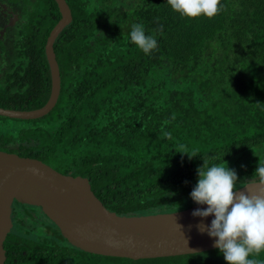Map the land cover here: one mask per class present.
I'll return each mask as SVG.
<instances>
[{
  "label": "trees",
  "instance_id": "16d2710c",
  "mask_svg": "<svg viewBox=\"0 0 264 264\" xmlns=\"http://www.w3.org/2000/svg\"><path fill=\"white\" fill-rule=\"evenodd\" d=\"M65 1L72 21L53 44L57 101L38 119L0 116V151L88 179L95 198L120 216L196 204L190 192L203 162L234 169L237 188L256 180L264 160V0H221L212 18L183 17L166 0H137L132 8L116 0ZM0 2L23 7L26 16L13 29L0 108L39 109L50 95L44 48L61 17L58 7L54 0ZM133 24L156 38L150 54L131 42ZM54 231L50 243L5 238L3 264H226L217 248L155 259L103 257ZM249 259L264 264V251Z\"/></svg>",
  "mask_w": 264,
  "mask_h": 264
},
{
  "label": "water",
  "instance_id": "95a60500",
  "mask_svg": "<svg viewBox=\"0 0 264 264\" xmlns=\"http://www.w3.org/2000/svg\"><path fill=\"white\" fill-rule=\"evenodd\" d=\"M54 2L61 17L49 33L44 48L50 71L49 98L44 106L32 111L0 108L2 117L38 119L49 113L57 101L60 74L53 44L70 24L72 16L65 0ZM238 189L246 193L255 191V181ZM13 202L40 208L69 245L93 255L140 260L216 249L215 238L198 228L200 224L210 225L214 216L200 218L191 215L206 205L194 204L171 213L120 216L105 209L95 198L88 179L64 176L40 160L0 151V264H3V242L12 225Z\"/></svg>",
  "mask_w": 264,
  "mask_h": 264
},
{
  "label": "clouds",
  "instance_id": "9594fccd",
  "mask_svg": "<svg viewBox=\"0 0 264 264\" xmlns=\"http://www.w3.org/2000/svg\"><path fill=\"white\" fill-rule=\"evenodd\" d=\"M166 2L173 11L187 18H212L222 7L221 0ZM158 30L162 32L163 26ZM129 36L146 55L157 48L156 38L146 35L143 24H133ZM195 156L197 154L193 153L192 157ZM254 172L256 190L246 193L237 188L238 176L234 169L223 165L208 166L205 162L197 169L198 180L190 198L197 205L207 207L197 208L191 215L214 216L210 225L200 224L198 228L215 238L214 247L223 255L226 264H255L249 259L250 254L264 251V160H258Z\"/></svg>",
  "mask_w": 264,
  "mask_h": 264
},
{
  "label": "flooded vegetation",
  "instance_id": "af4514ba",
  "mask_svg": "<svg viewBox=\"0 0 264 264\" xmlns=\"http://www.w3.org/2000/svg\"><path fill=\"white\" fill-rule=\"evenodd\" d=\"M24 8H16L0 2V77L8 66L9 44L14 43L16 33L13 29L19 24L25 22ZM26 18V16H25ZM38 210V213L28 210ZM30 215H26V212ZM30 216V217H27ZM11 228L6 239H26L33 242L50 243L55 237V225L45 217L41 209L29 205H20L13 202L11 205ZM8 237V238H7Z\"/></svg>",
  "mask_w": 264,
  "mask_h": 264
},
{
  "label": "rangeland",
  "instance_id": "374dc122",
  "mask_svg": "<svg viewBox=\"0 0 264 264\" xmlns=\"http://www.w3.org/2000/svg\"><path fill=\"white\" fill-rule=\"evenodd\" d=\"M116 1L118 3H120L119 5L122 4L124 7L126 6L125 8H127V6H129V7L132 8L135 5V3H136L137 0H116ZM24 19H25V16H24L23 20ZM28 210L31 211V212H33V213H35V212L38 213V210H36V209L32 210L30 207H28Z\"/></svg>",
  "mask_w": 264,
  "mask_h": 264
}]
</instances>
